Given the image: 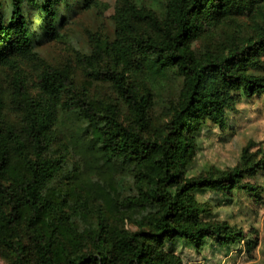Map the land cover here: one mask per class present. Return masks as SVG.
Returning a JSON list of instances; mask_svg holds the SVG:
<instances>
[{"label": "trees", "instance_id": "16d2710c", "mask_svg": "<svg viewBox=\"0 0 264 264\" xmlns=\"http://www.w3.org/2000/svg\"><path fill=\"white\" fill-rule=\"evenodd\" d=\"M68 1L0 0V67L12 73L23 114L19 125L7 120L0 92V251L13 256L10 264H182L172 249L178 242L196 252L208 243L228 248L248 242L241 230L204 220L195 194L241 193L260 201L255 179L264 173V153L246 145L227 170L193 177L185 171L202 128L223 130L242 97L264 96V27L252 26L247 38L197 56L191 43L202 17L208 9L224 10L226 0H164L162 19L120 0L110 17L112 36L94 40L78 59L89 81L114 92L108 102L77 87L67 71L45 65L34 51L41 41L59 39L65 24L60 4L73 12ZM92 4L81 0L85 8ZM136 55L150 57L159 70L175 67L183 77L177 103L152 135L151 91L130 74L141 67ZM27 62L38 71L33 94L22 69ZM57 132L72 143L59 155L51 152ZM73 153L84 168L107 165V182L89 176L70 180L69 193L50 188L70 172L67 156ZM123 172L131 175L133 193H123ZM74 173L69 178H77Z\"/></svg>", "mask_w": 264, "mask_h": 264}, {"label": "rangeland", "instance_id": "374dc122", "mask_svg": "<svg viewBox=\"0 0 264 264\" xmlns=\"http://www.w3.org/2000/svg\"><path fill=\"white\" fill-rule=\"evenodd\" d=\"M5 5L9 0H1ZM137 7H146L155 12L159 19L165 14L164 0H130ZM90 8L81 5V0H69L68 9L60 4L65 13V24L60 30L58 40L41 41L34 49L37 57L45 65L64 70L72 77L77 87L88 88L91 95L99 99L108 97V102L115 99V94L106 84L91 82L84 76L83 69L78 62L81 55L88 54L97 38L111 37L113 23L111 15L120 5V0H92ZM202 30L198 32L191 43L195 55L202 56L207 50L221 51L230 46L234 38H247L250 28L255 25L264 27V0H226L224 10L208 9L201 19ZM135 59L141 65L138 70H131L130 74L143 81L151 91L152 103L148 109V134L157 133L166 119L165 111L177 103L182 87L183 77L175 67L159 70L148 56L136 55ZM24 77L28 91L32 88L38 71L32 63H23ZM12 73L0 67V92L4 99V114L7 120L20 124L22 105L15 97L11 85ZM122 112L125 107H120ZM226 125L220 130L214 125L202 128L196 137L194 156L188 164L186 176H197L209 171H224L237 164L242 148L249 145V152L264 153V96L244 98L228 111ZM65 145H72L62 132H57L56 139L51 144V152L55 155L63 153ZM74 157V158H72ZM69 167L67 178L56 179L51 185L59 193H69L67 185L70 180H91L104 184L108 178V166L96 164L94 168H84V163L73 153L68 155ZM71 158V159H70ZM73 164V165H71ZM78 173L77 178H69L71 172ZM123 178V193H133L131 175ZM255 181L262 187V198L254 202L236 193L232 197L224 196L212 191H201L195 194L196 200L203 205L205 212L202 218L206 221H222L243 232L245 241L234 246L222 248L208 243L201 252H196L191 246L178 242L172 246L175 254L182 260V264H264V173L256 177ZM93 221V215L89 214ZM81 226L87 222L77 220ZM126 228L135 230L133 223H127ZM253 242L255 244H253ZM2 251V252H1ZM0 251V264H10L13 256L7 250Z\"/></svg>", "mask_w": 264, "mask_h": 264}]
</instances>
